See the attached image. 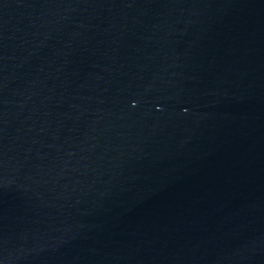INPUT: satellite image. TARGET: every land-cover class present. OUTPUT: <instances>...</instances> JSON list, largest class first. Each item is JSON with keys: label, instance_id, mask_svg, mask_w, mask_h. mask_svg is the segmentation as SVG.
Instances as JSON below:
<instances>
[{"label": "water", "instance_id": "95a60500", "mask_svg": "<svg viewBox=\"0 0 264 264\" xmlns=\"http://www.w3.org/2000/svg\"><path fill=\"white\" fill-rule=\"evenodd\" d=\"M0 264H264V0H0Z\"/></svg>", "mask_w": 264, "mask_h": 264}]
</instances>
